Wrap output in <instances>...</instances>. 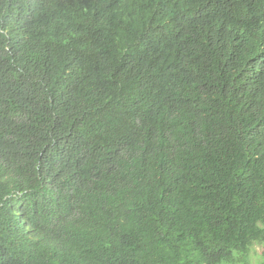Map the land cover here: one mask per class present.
Here are the masks:
<instances>
[{
  "label": "trees",
  "instance_id": "16d2710c",
  "mask_svg": "<svg viewBox=\"0 0 264 264\" xmlns=\"http://www.w3.org/2000/svg\"><path fill=\"white\" fill-rule=\"evenodd\" d=\"M263 18L0 0V264H264Z\"/></svg>",
  "mask_w": 264,
  "mask_h": 264
},
{
  "label": "rangeland",
  "instance_id": "374dc122",
  "mask_svg": "<svg viewBox=\"0 0 264 264\" xmlns=\"http://www.w3.org/2000/svg\"><path fill=\"white\" fill-rule=\"evenodd\" d=\"M261 253H262L261 247L260 248L256 247L255 248V255L253 256L252 261L253 262L257 261L259 259V257L261 256Z\"/></svg>",
  "mask_w": 264,
  "mask_h": 264
},
{
  "label": "clouds",
  "instance_id": "9594fccd",
  "mask_svg": "<svg viewBox=\"0 0 264 264\" xmlns=\"http://www.w3.org/2000/svg\"><path fill=\"white\" fill-rule=\"evenodd\" d=\"M258 26H263L264 27V18L262 19V21L258 22Z\"/></svg>",
  "mask_w": 264,
  "mask_h": 264
}]
</instances>
